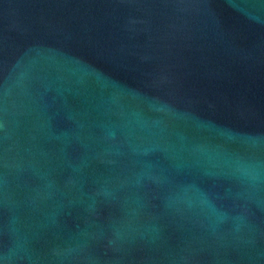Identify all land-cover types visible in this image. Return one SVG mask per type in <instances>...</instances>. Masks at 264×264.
<instances>
[{"label":"water","instance_id":"obj_1","mask_svg":"<svg viewBox=\"0 0 264 264\" xmlns=\"http://www.w3.org/2000/svg\"><path fill=\"white\" fill-rule=\"evenodd\" d=\"M0 264H264V0H0Z\"/></svg>","mask_w":264,"mask_h":264}]
</instances>
